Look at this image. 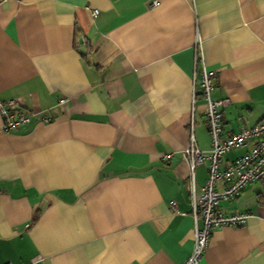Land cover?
<instances>
[{
    "label": "crops",
    "instance_id": "1",
    "mask_svg": "<svg viewBox=\"0 0 264 264\" xmlns=\"http://www.w3.org/2000/svg\"><path fill=\"white\" fill-rule=\"evenodd\" d=\"M202 69L223 135L264 122V0H0V102L30 115L11 133L0 118V264L184 262V150H210ZM218 207L246 220L199 264H264V179Z\"/></svg>",
    "mask_w": 264,
    "mask_h": 264
},
{
    "label": "built area",
    "instance_id": "2",
    "mask_svg": "<svg viewBox=\"0 0 264 264\" xmlns=\"http://www.w3.org/2000/svg\"><path fill=\"white\" fill-rule=\"evenodd\" d=\"M98 11H91L92 18ZM78 48H84V38L78 41ZM202 61L199 50L195 52V65ZM215 72L201 71L199 96L205 104L204 118L210 138V150L199 151L193 137L184 150L191 175V210L194 221L193 248L191 255L181 264H199L205 252L209 237L214 229L240 227L245 215H228L219 209V203L237 198L250 184L264 179V122L252 127H242L236 133L223 135L221 109L228 105L226 100L213 101ZM1 130L4 133L16 131L29 123L30 115L19 108L16 101L0 102ZM45 123L48 120L44 121ZM244 150L233 162L221 166L230 151ZM167 156L166 158H169ZM207 162V179L199 192H195L192 174L196 167ZM173 208V205L171 206Z\"/></svg>",
    "mask_w": 264,
    "mask_h": 264
},
{
    "label": "water",
    "instance_id": "3",
    "mask_svg": "<svg viewBox=\"0 0 264 264\" xmlns=\"http://www.w3.org/2000/svg\"><path fill=\"white\" fill-rule=\"evenodd\" d=\"M80 51L84 54V50L83 49H81Z\"/></svg>",
    "mask_w": 264,
    "mask_h": 264
}]
</instances>
